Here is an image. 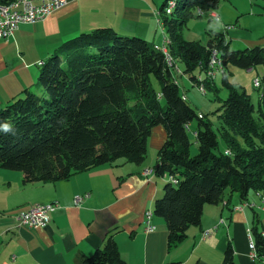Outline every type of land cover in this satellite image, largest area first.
Returning a JSON list of instances; mask_svg holds the SVG:
<instances>
[{
  "label": "trees",
  "instance_id": "trees-1",
  "mask_svg": "<svg viewBox=\"0 0 264 264\" xmlns=\"http://www.w3.org/2000/svg\"><path fill=\"white\" fill-rule=\"evenodd\" d=\"M19 1L0 0V6ZM219 1L162 2L159 22L166 32L164 47L171 65L162 48L151 41L110 27H96L66 40L39 67L41 92L26 88L0 108V168L22 172L23 183H47L119 158L141 164L151 130L161 125L166 139L157 151L154 174L177 181L167 179L152 213L165 222L168 249L179 245L190 227L200 225L204 205L224 201L227 205L233 193L241 201L250 191L260 190L258 197H264V86L255 117L249 94L233 84L222 68L228 63L244 69L264 67V45L232 49L224 33L216 32L208 48L181 33L193 9H215ZM169 3L172 8L167 12ZM211 52L228 90L217 110L216 131L187 102L172 73L179 61L193 84L200 83L201 75L205 87L215 90L214 80L205 76ZM194 120L197 152L191 156L187 129ZM4 125L10 130L5 131ZM252 231L261 251L264 239L256 223ZM82 264L127 263L108 236L103 247L83 258ZM221 264H234L230 243Z\"/></svg>",
  "mask_w": 264,
  "mask_h": 264
},
{
  "label": "crops",
  "instance_id": "crops-1",
  "mask_svg": "<svg viewBox=\"0 0 264 264\" xmlns=\"http://www.w3.org/2000/svg\"><path fill=\"white\" fill-rule=\"evenodd\" d=\"M133 2L67 0L43 20L20 24L12 36L1 39L0 108L26 88L37 87L38 62L58 52L66 40L96 27H110L122 34L125 17H132L129 9L133 10ZM131 32L146 38L136 30ZM231 33L240 35L238 31ZM164 45L165 38L162 49ZM149 137L151 146L159 149L166 132L162 126H155ZM120 166L121 169L100 166L67 180L47 183H23L22 172L0 168V264H82L83 258L103 247L108 236L115 240L127 264H182L179 253L167 247V230L161 217L152 216L155 229L144 231L143 213L153 212L154 200L162 195L163 181L157 180L155 174H142L151 169L149 165ZM86 193L89 196L75 205L74 197ZM233 202L231 197L227 205L225 201L204 205L200 225L187 230L183 243H191L190 250L198 254L197 264H209V254L221 264L228 243L234 251V264H262L248 256L246 230L252 231L256 223L257 231L264 232V213H259L255 221L256 212L250 209V214L245 206L236 209L233 205L237 202ZM36 203H57L49 213L48 224L35 229L20 226L17 211ZM221 226L225 232L214 234ZM209 228L210 238L203 240L201 233ZM252 234L255 239L253 231Z\"/></svg>",
  "mask_w": 264,
  "mask_h": 264
},
{
  "label": "rangeland",
  "instance_id": "rangeland-1",
  "mask_svg": "<svg viewBox=\"0 0 264 264\" xmlns=\"http://www.w3.org/2000/svg\"><path fill=\"white\" fill-rule=\"evenodd\" d=\"M133 1V10L129 9V11L133 12L132 17H125L123 21L124 24L122 34L132 35L131 31L136 30L138 31L137 33L143 34L146 37L145 39L156 43L159 47L162 48V45L164 44V38L166 37V32L162 24L159 22V8L164 0ZM171 8L172 3H169L167 7V12H169ZM123 10H125V8H123ZM201 10L202 12L198 13L197 8L193 9L192 14L188 17L186 21V24L181 28L182 36L186 40L199 42L205 45L214 33L219 32L224 33L227 40L230 41V46L232 49H243L246 47H252L254 45L264 43V0H220L217 8ZM210 12L216 13L217 19L211 18L209 16ZM225 25L231 26V28L229 29L230 32L227 33L224 28ZM235 31L240 32V35L232 36L231 32ZM230 35L232 36V39H230ZM222 68L223 71H226L228 79L233 84H235L237 87H241L246 91L247 94H249V97L254 105V116L256 117L260 91L264 86V80H262V78L264 77V67L262 65H257L251 70H247L228 63L226 66L222 65ZM182 70L183 64L177 61L175 67L172 68V73L179 85L180 92L185 96L187 102L195 109V111L198 114L203 115L204 118L211 123L213 130L216 131L218 126L220 125V119L218 117L219 112L217 110L221 105V101L225 99L228 95V90L221 83V73H223V71L218 70L215 73V78L213 79L215 83V90H213L207 89L205 85L201 82L197 85L193 84L192 81L189 79V76L183 73ZM205 76L207 78L206 73ZM198 77L203 80V76L200 75ZM255 78H258L260 80V85L258 87L254 85ZM152 82L154 87L158 88V83L154 78L152 79ZM200 86L203 87V90L200 89ZM32 90L39 92L38 87H33ZM195 126L196 120L190 122L187 129V136L190 142L189 153L191 156L195 155L197 152V143L194 136ZM218 142L219 148L223 149L224 144L220 137H218ZM157 151L158 148L155 149L151 146V141L149 137L147 140L146 156L141 164H144L145 166L149 165L148 168H151V166L154 164L153 162L156 159L155 157L157 156ZM124 163L128 165H135L134 163L125 161L123 158H119L112 163H107L101 166H114V168L121 169L120 165H123ZM157 180H160V182L163 181L164 184L168 181L166 177L160 178L158 176ZM256 192L262 194V191L260 190L250 191L247 198V202L254 203L255 206H258L260 204V200ZM86 194V197H88L89 194ZM226 195H228V191ZM231 197L232 199H234L235 202H237V204H234L235 202H233V206L238 207L243 206L245 204L238 198L235 193H233ZM245 208L250 214V209L257 213L255 221L258 217V214L262 213L255 208H250L247 204H245ZM153 217L157 218L158 216L153 214ZM211 230L212 228L205 229L201 233V238L203 240L209 239L210 235L203 238V234L208 233V231ZM219 231L225 232V228L223 226L219 227V230L216 231L214 234ZM183 242L185 241L183 240L180 245L173 247L172 252L179 253L181 258L183 259L182 264H197L198 262L196 261V259L198 254L196 252L193 253L192 250H190L191 243H188L187 245V243ZM202 256L204 259V255ZM208 261L209 264H217V260H215V257L210 256V254Z\"/></svg>",
  "mask_w": 264,
  "mask_h": 264
},
{
  "label": "built area",
  "instance_id": "built-area-1",
  "mask_svg": "<svg viewBox=\"0 0 264 264\" xmlns=\"http://www.w3.org/2000/svg\"><path fill=\"white\" fill-rule=\"evenodd\" d=\"M67 3V0H24L23 5L11 6V7H0V40L7 39L13 35L14 31L19 27L20 24H34L45 17L50 15L55 10H58ZM197 12L201 13L202 10L197 8ZM211 18L217 19L216 13L210 12ZM225 30H229L231 26L225 25ZM211 60V74L215 70L213 52L210 55ZM42 63V62H38ZM254 85L258 87L260 80L254 79ZM226 152V151H225ZM227 153V152H226ZM143 175L154 174V169L151 168L149 171L142 173ZM168 180L175 183V178L166 176ZM85 195H77L74 197V204L78 205L81 203ZM250 208H255L260 212L264 213V204L255 206L254 203H248L247 200H243ZM245 204L243 206H245ZM243 206H238L236 209H242ZM57 207V203H36L30 205L26 209L18 210L16 213V220L20 226L27 228H39L44 227L48 224L50 217L49 213L54 211ZM152 214L150 210H145L143 213L144 231L151 232L155 229V225L152 223ZM211 231L207 234H203V238L209 236ZM260 236L264 239V232H260ZM246 237L248 242V256L251 260H261L264 264V243L261 247V251L257 250L256 242L253 237L251 229L246 230Z\"/></svg>",
  "mask_w": 264,
  "mask_h": 264
},
{
  "label": "bare ground",
  "instance_id": "bare-ground-1",
  "mask_svg": "<svg viewBox=\"0 0 264 264\" xmlns=\"http://www.w3.org/2000/svg\"><path fill=\"white\" fill-rule=\"evenodd\" d=\"M23 4H24V0H20L19 2L14 3V4L10 5V6H0V7H11V6H18V5H23ZM162 50H163V52L165 54V57L167 59L168 64L171 65L170 58H169V56H168V54L166 52L167 50L165 49V47ZM213 57H214L215 70L213 71V74H211V60L209 59L210 60L209 70L206 72L207 78L210 79V80H213L215 78V73L218 71V64L216 62V54L215 53H213ZM39 64H42V63H39ZM199 81L202 83V80H201L200 77H199ZM200 89L203 90V87L200 86ZM149 170L150 169H148L146 171H149ZM262 204H264V197H260V204L259 205H262ZM150 214H152V213L150 212ZM204 234H207V233H204Z\"/></svg>",
  "mask_w": 264,
  "mask_h": 264
},
{
  "label": "clouds",
  "instance_id": "clouds-1",
  "mask_svg": "<svg viewBox=\"0 0 264 264\" xmlns=\"http://www.w3.org/2000/svg\"><path fill=\"white\" fill-rule=\"evenodd\" d=\"M4 130H5V131L10 130V126H9V125H4Z\"/></svg>",
  "mask_w": 264,
  "mask_h": 264
},
{
  "label": "water",
  "instance_id": "water-1",
  "mask_svg": "<svg viewBox=\"0 0 264 264\" xmlns=\"http://www.w3.org/2000/svg\"><path fill=\"white\" fill-rule=\"evenodd\" d=\"M206 46H207L208 48H211V45H210V44H207Z\"/></svg>",
  "mask_w": 264,
  "mask_h": 264
}]
</instances>
